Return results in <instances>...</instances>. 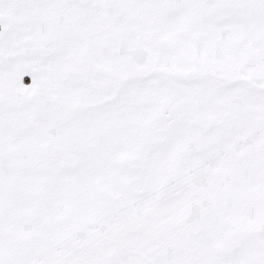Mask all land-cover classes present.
<instances>
[{"label": "snow or ice", "instance_id": "1", "mask_svg": "<svg viewBox=\"0 0 264 264\" xmlns=\"http://www.w3.org/2000/svg\"><path fill=\"white\" fill-rule=\"evenodd\" d=\"M0 264H264V0H0Z\"/></svg>", "mask_w": 264, "mask_h": 264}, {"label": "crops", "instance_id": "2", "mask_svg": "<svg viewBox=\"0 0 264 264\" xmlns=\"http://www.w3.org/2000/svg\"><path fill=\"white\" fill-rule=\"evenodd\" d=\"M29 79V77H25V80L27 81Z\"/></svg>", "mask_w": 264, "mask_h": 264}]
</instances>
